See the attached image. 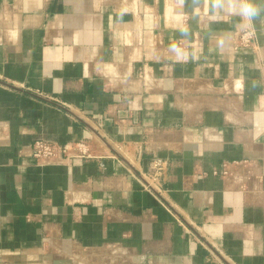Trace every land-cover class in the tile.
<instances>
[{
    "label": "crops",
    "instance_id": "crops-1",
    "mask_svg": "<svg viewBox=\"0 0 264 264\" xmlns=\"http://www.w3.org/2000/svg\"><path fill=\"white\" fill-rule=\"evenodd\" d=\"M245 2L0 0V264H264ZM36 140L90 157L40 163Z\"/></svg>",
    "mask_w": 264,
    "mask_h": 264
},
{
    "label": "built area",
    "instance_id": "built-area-1",
    "mask_svg": "<svg viewBox=\"0 0 264 264\" xmlns=\"http://www.w3.org/2000/svg\"><path fill=\"white\" fill-rule=\"evenodd\" d=\"M253 36L250 30L239 33L238 43L240 46L253 44ZM264 103V94H263ZM32 156L40 163H48L59 160H72L74 158L90 157V145L83 141L57 144L47 140H36L31 148Z\"/></svg>",
    "mask_w": 264,
    "mask_h": 264
},
{
    "label": "clouds",
    "instance_id": "clouds-1",
    "mask_svg": "<svg viewBox=\"0 0 264 264\" xmlns=\"http://www.w3.org/2000/svg\"><path fill=\"white\" fill-rule=\"evenodd\" d=\"M261 11L264 10L251 3V0H246L243 7L241 8L242 16L249 21L259 16Z\"/></svg>",
    "mask_w": 264,
    "mask_h": 264
}]
</instances>
